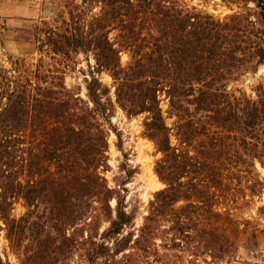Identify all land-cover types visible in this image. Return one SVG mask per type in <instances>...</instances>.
Segmentation results:
<instances>
[{
	"label": "trees",
	"instance_id": "1",
	"mask_svg": "<svg viewBox=\"0 0 264 264\" xmlns=\"http://www.w3.org/2000/svg\"><path fill=\"white\" fill-rule=\"evenodd\" d=\"M188 1L53 0L50 19L21 31L38 62L0 63V230L17 264H178L185 255L207 264L235 254L229 208L264 190V77L251 94L236 87L264 66V0H220L231 11L222 19ZM79 55L83 96L64 76ZM116 108L144 116L142 135L159 154L163 188L139 225L126 207L137 169L120 163L112 188L104 176Z\"/></svg>",
	"mask_w": 264,
	"mask_h": 264
},
{
	"label": "rangeland",
	"instance_id": "2",
	"mask_svg": "<svg viewBox=\"0 0 264 264\" xmlns=\"http://www.w3.org/2000/svg\"><path fill=\"white\" fill-rule=\"evenodd\" d=\"M188 4L200 11H206L217 18L222 19L231 13L220 0H195ZM56 11L53 0H0V63L9 67L8 57L23 59L27 64L35 65L39 55L35 44L23 40L21 37L29 25L40 20L50 19ZM122 65L129 62L127 54L120 55ZM46 62L52 63L46 58ZM90 65L93 61L89 59ZM86 57L79 55L72 68L66 69L65 84L68 88L80 87L82 96L84 94L83 78L87 74ZM264 77V66H260L256 74H246L236 87L246 94H251V89ZM104 84H110V79L101 75ZM163 110L166 105L162 104ZM144 116L127 118L123 112L116 108L111 119V130L108 133V165L109 171L104 176L109 187H114L115 180L119 176L118 167L125 160L129 165L137 169L131 183L127 185L126 196L127 211L133 212L135 225L141 223L145 215L148 201L153 194L161 190L163 185L158 181L153 172L155 161L159 158L153 144L142 135V123ZM113 131L121 137L122 151L116 145L117 138ZM261 176L263 172L258 168ZM231 217L236 221L238 234L236 236L237 248L235 254L229 260L222 262H210L207 264H264V190L260 195L237 200L236 205L229 208ZM25 208L19 201L14 205L12 215L19 217L23 215ZM0 226L2 224L0 222ZM255 234V239L252 237ZM7 257L11 264H17L15 257L11 254L5 233L0 230V257ZM203 258L197 264H205ZM193 258L184 256L178 264H193Z\"/></svg>",
	"mask_w": 264,
	"mask_h": 264
}]
</instances>
